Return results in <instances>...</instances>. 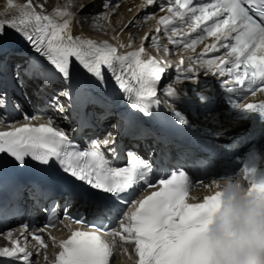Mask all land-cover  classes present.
Listing matches in <instances>:
<instances>
[{
    "label": "snow or ice",
    "instance_id": "6c2138e0",
    "mask_svg": "<svg viewBox=\"0 0 264 264\" xmlns=\"http://www.w3.org/2000/svg\"><path fill=\"white\" fill-rule=\"evenodd\" d=\"M156 3L157 0H144L141 8ZM7 7L12 9L16 5L13 0H7ZM160 8L163 9L164 5L161 4ZM167 13L160 18L159 24L167 28L179 20L187 24L191 32L201 30L208 37L215 38L208 51L227 50L225 57L218 58L221 65L218 67L219 75L232 78L230 83L221 84L225 89L233 91L239 86L252 95L257 90L264 92V87H251L257 80L264 81V0H203L201 3H196V0H168ZM58 14L66 18L57 22L39 15L32 10V0H26L18 13L0 18V38L12 30L47 61V65L32 61L24 71L37 74L46 84L60 85L63 91L59 95L64 97L72 95L74 81L95 78L103 84L107 72L125 94L131 108L148 115L149 108L159 103L155 99L157 83L166 69L161 62L148 56L143 41L139 49L120 55L117 48L107 41L97 43L73 35L72 14L67 11ZM179 31L173 27L172 36ZM204 38L201 35L186 47L192 49ZM152 43L155 45V37ZM120 46L124 47L123 44ZM215 64L216 60L207 62L209 68ZM227 64L231 67H222ZM241 65L243 73L237 71ZM189 71L193 70L190 68ZM193 83L199 85L198 78H193ZM165 92L168 96L176 95L171 87ZM51 99L54 105L59 103L55 94ZM0 107H6L5 96H0ZM237 107L264 117V101L259 105L237 104ZM60 111H63L62 107ZM174 114L180 124L188 123L181 112L175 111ZM24 119L28 122L0 131V171L34 169L43 178L34 185L36 192L50 187V181L64 180L62 174L89 186H77L69 195L83 200L91 219L84 215L68 217L72 223L89 230L71 231L67 239L60 240L57 244L60 251L53 264H110L112 246L105 236L113 237V242L115 237H119L125 245L134 241L139 258L137 264H201L198 258L201 218L204 210L220 195L219 192L204 195L200 198L202 202H186L190 190L189 176L184 171L178 174L173 171L168 178L158 180V191H152L132 203L133 210L124 214L119 231L110 229L116 214L123 210L122 206L132 201L145 186L151 187L156 183L152 164L129 152L126 166H113L98 143L93 142L87 150H79L63 130L53 126L51 119L39 125L31 122L34 117L25 115ZM110 151L116 154L115 149ZM243 173L250 184L249 191L258 190L264 194V179H255V169H245ZM164 175H168L166 170ZM65 215H68L66 209ZM24 228L28 226L24 225ZM11 236L9 232L8 238ZM32 239L38 246V252L47 247L41 235L34 234ZM51 239L56 244L55 238ZM11 242V248H0V257L21 258L24 264H29L31 253L21 247L19 241Z\"/></svg>",
    "mask_w": 264,
    "mask_h": 264
},
{
    "label": "clouds",
    "instance_id": "9594fccd",
    "mask_svg": "<svg viewBox=\"0 0 264 264\" xmlns=\"http://www.w3.org/2000/svg\"><path fill=\"white\" fill-rule=\"evenodd\" d=\"M249 188L244 173L218 182L201 218V264H264V194Z\"/></svg>",
    "mask_w": 264,
    "mask_h": 264
},
{
    "label": "bare ground",
    "instance_id": "6f19581e",
    "mask_svg": "<svg viewBox=\"0 0 264 264\" xmlns=\"http://www.w3.org/2000/svg\"><path fill=\"white\" fill-rule=\"evenodd\" d=\"M35 1L38 5H36L34 0H32V10H34L37 14L47 16L51 20L57 22H62V20L66 18L64 16L54 17V10L50 12L49 15L44 14L41 12L40 8L48 7L44 5L45 0H43L44 2L37 0ZM50 1V7H52L55 0ZM101 1L102 0H76L72 2L71 0L59 1L58 5L64 6L66 11L72 14L73 35H79L85 39L94 40L98 34H103L105 29L102 24L103 21L100 20L99 16L104 12V10H106L108 13L111 12V14H115L113 15L115 22L113 23L111 21V23H113L112 27H115L119 33L123 35V37H126L128 34H130V36L126 38L136 40L137 44L141 43L142 41L146 44H152V38L155 37L156 40V35L160 33H163L165 36H167V39L170 40V43L173 46L182 45L186 41L184 38L172 36L170 28L173 26V24L167 26L166 28L165 25L159 24L157 22L156 18L158 17L157 19L159 20L163 11H160V13H157L158 11H154L152 13L154 17H151L150 20L144 18V16L149 14L148 11H153V7L156 6L155 4L141 8V4L144 2V0H122L120 4H115L114 1L116 0H111L109 3L107 2L106 7H103V5L100 3ZM25 2V0H13V3L16 5V7L9 9L7 7V0H0V18H3L9 13H18L19 9L25 6ZM60 2H62V4H60ZM152 21L155 22V26ZM146 34H148L147 38H145ZM0 41L6 42L8 45H14L15 47H19L21 49H33L31 45H29L21 36L12 30H8L7 35H5L3 38H0ZM188 44H191V41H187L186 45ZM186 45H183V47L177 52L182 51L184 54L189 55L191 60H194L196 58V56H194L196 50L201 48V44H196L192 49L186 47ZM171 50L174 52V49L171 48ZM106 119L107 117H105V120Z\"/></svg>",
    "mask_w": 264,
    "mask_h": 264
},
{
    "label": "rangeland",
    "instance_id": "374dc122",
    "mask_svg": "<svg viewBox=\"0 0 264 264\" xmlns=\"http://www.w3.org/2000/svg\"><path fill=\"white\" fill-rule=\"evenodd\" d=\"M37 1L44 2L43 0H37ZM48 1H49V3H48ZM72 1H76V0H71V2H72ZM34 3H35L36 5H38V4L36 3L35 0H34ZM100 3L102 4L103 2H100ZM50 4H51V1H50V0H47V1L45 0L44 5L50 7ZM102 14H103V13H102ZM104 14H106V11H104ZM98 16H99V15H98ZM87 17H88V16H87ZM99 18H100L101 21H104V20H105V22H106V20H107V18H106L105 16H103V15H100ZM104 26H106V24H104Z\"/></svg>",
    "mask_w": 264,
    "mask_h": 264
}]
</instances>
